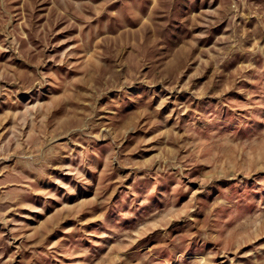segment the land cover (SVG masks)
Instances as JSON below:
<instances>
[{"label":"rangeland","instance_id":"obj_1","mask_svg":"<svg viewBox=\"0 0 264 264\" xmlns=\"http://www.w3.org/2000/svg\"><path fill=\"white\" fill-rule=\"evenodd\" d=\"M0 264H264V0H0Z\"/></svg>","mask_w":264,"mask_h":264}]
</instances>
